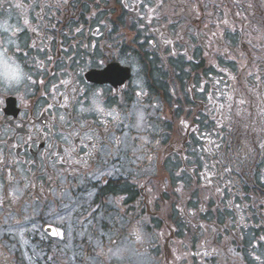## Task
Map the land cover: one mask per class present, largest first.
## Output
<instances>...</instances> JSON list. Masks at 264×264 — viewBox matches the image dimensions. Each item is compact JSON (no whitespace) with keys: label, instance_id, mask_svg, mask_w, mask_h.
<instances>
[{"label":"flooded vegetation","instance_id":"obj_1","mask_svg":"<svg viewBox=\"0 0 264 264\" xmlns=\"http://www.w3.org/2000/svg\"><path fill=\"white\" fill-rule=\"evenodd\" d=\"M5 56L0 264H264V0H0Z\"/></svg>","mask_w":264,"mask_h":264},{"label":"clouds","instance_id":"obj_2","mask_svg":"<svg viewBox=\"0 0 264 264\" xmlns=\"http://www.w3.org/2000/svg\"><path fill=\"white\" fill-rule=\"evenodd\" d=\"M25 77L26 73L18 63L7 56L0 58V84L16 88L23 84Z\"/></svg>","mask_w":264,"mask_h":264},{"label":"rangeland","instance_id":"obj_3","mask_svg":"<svg viewBox=\"0 0 264 264\" xmlns=\"http://www.w3.org/2000/svg\"><path fill=\"white\" fill-rule=\"evenodd\" d=\"M115 157H116V155H114L113 158H115ZM120 167H121L120 163L114 162L112 165H110L108 167V169H111V170L115 171V170H118Z\"/></svg>","mask_w":264,"mask_h":264}]
</instances>
